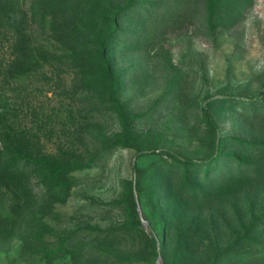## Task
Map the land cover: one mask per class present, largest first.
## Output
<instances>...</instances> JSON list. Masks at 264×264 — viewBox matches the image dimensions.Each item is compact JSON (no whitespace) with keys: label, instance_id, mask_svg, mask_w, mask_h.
I'll return each instance as SVG.
<instances>
[{"label":"trees","instance_id":"16d2710c","mask_svg":"<svg viewBox=\"0 0 264 264\" xmlns=\"http://www.w3.org/2000/svg\"><path fill=\"white\" fill-rule=\"evenodd\" d=\"M26 2L0 0V39L14 38L11 58L0 64V251L19 240L46 264H56L60 257L71 260L66 264H79L90 254L109 253L87 246V233L92 232L93 241L107 245L128 238L132 248L121 257L124 264H154L157 257L162 264H264V210L255 216L253 202L239 201L245 193L264 192V90L248 98L241 115L244 135H221L209 109L203 108L199 159L183 158L167 148L158 159L135 169V183L122 179L119 196L111 202L123 215L118 225L64 230L47 221L58 219L55 204L68 195L73 172L90 168L100 154L118 146L142 154L154 152L159 144L134 129L139 115L119 100L114 51L142 50L153 44L158 25L192 22L196 13L207 35L214 37L218 30L234 27L254 0H30L32 21L50 27L60 45L53 52L32 45ZM161 52L169 61L168 51ZM42 66L66 72L72 93L103 89L86 101L111 110L118 119L119 130L87 158L72 148L46 152L40 136L21 123L19 93L27 90L23 83L33 71L45 73ZM5 84L17 86L10 88L12 97ZM71 120L72 114L66 127ZM37 186L47 195L42 203ZM135 192L151 207L154 235L141 226ZM227 205L249 219L238 218L232 238L224 241L213 216L223 215ZM204 228L211 232L204 233Z\"/></svg>","mask_w":264,"mask_h":264},{"label":"rangeland","instance_id":"374dc122","mask_svg":"<svg viewBox=\"0 0 264 264\" xmlns=\"http://www.w3.org/2000/svg\"><path fill=\"white\" fill-rule=\"evenodd\" d=\"M29 5L30 0H27L32 45L60 51L51 28L32 21ZM200 17L196 13L192 22L161 23L153 44L148 43L142 50L114 51V69L121 81L119 100L126 109L139 115L134 129L150 134L159 144L154 152L142 154H137L132 147L118 146L100 154L90 168L73 172L68 195L55 204L58 219H47L51 225L64 230H84L90 227L111 229L121 223L122 212L111 202L119 196L122 179H132L135 183V169L158 159L167 148L193 161L201 157L198 136L203 108L209 109L221 135H244L241 115L250 101L248 98L264 90V0H254L234 27L220 29L214 37L207 35ZM13 40L0 39V64L11 58ZM161 48L168 51L169 61L162 56ZM42 68L45 73L33 71L23 83L27 90L19 93L18 99L23 103L22 108L19 105L21 123L26 122V129L40 136L46 152L72 148L87 158L119 130L118 119L111 110L86 101L100 95L103 89L72 93L73 82L66 72L62 69L55 72L49 66ZM1 81L3 78H0L3 85ZM13 86L5 84L3 87L9 97L13 96L10 92ZM70 114L73 120L66 127ZM35 191L41 203L46 201L43 188H35ZM135 195L141 226L146 234L154 235L151 207L144 206V197L137 198V192ZM239 201L244 205L253 202L255 216L264 210L262 191L245 193ZM222 211L223 215L213 216V222L217 223L216 232L224 241H229L235 221L241 216L247 221L249 217L234 213L229 205ZM203 232L211 231L204 228ZM92 235L95 234L87 233V246L104 247L109 253L90 254L79 264H124L121 257L132 248L128 238L107 245L93 241ZM69 261L67 257H60L56 264ZM162 263L161 257L154 261V264ZM0 264L46 262L40 254L30 253L15 240L9 250L0 251Z\"/></svg>","mask_w":264,"mask_h":264}]
</instances>
